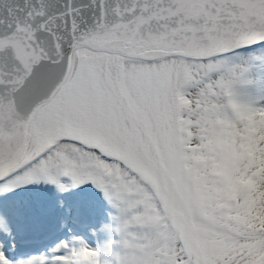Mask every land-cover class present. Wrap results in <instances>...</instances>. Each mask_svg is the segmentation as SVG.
<instances>
[{
  "label": "snow or ice",
  "instance_id": "snow-or-ice-1",
  "mask_svg": "<svg viewBox=\"0 0 264 264\" xmlns=\"http://www.w3.org/2000/svg\"><path fill=\"white\" fill-rule=\"evenodd\" d=\"M242 49L264 0H0V264H264Z\"/></svg>",
  "mask_w": 264,
  "mask_h": 264
},
{
  "label": "bare ground",
  "instance_id": "bare-ground-1",
  "mask_svg": "<svg viewBox=\"0 0 264 264\" xmlns=\"http://www.w3.org/2000/svg\"><path fill=\"white\" fill-rule=\"evenodd\" d=\"M246 50H248L249 55H252L251 58L253 57L252 59H254L253 61H255V63L252 64V70L249 69V73H248L249 82L244 86V88L252 89L254 92L253 94H257V95L264 94V63H261L255 59V57L258 56H264V49H258V50L243 49L242 51H246ZM248 66H251V64Z\"/></svg>",
  "mask_w": 264,
  "mask_h": 264
},
{
  "label": "rangeland",
  "instance_id": "rangeland-1",
  "mask_svg": "<svg viewBox=\"0 0 264 264\" xmlns=\"http://www.w3.org/2000/svg\"><path fill=\"white\" fill-rule=\"evenodd\" d=\"M242 50L236 56L227 57V63L230 66L231 65H236V64H245V65L248 66V65L251 64V66H248V67H249L250 70H252V64H254L255 61H253L254 60V59H252L253 57L251 58L252 55H249L248 50H246V51H242ZM245 52H247V53H245ZM250 62H252V63H250ZM244 90H248L252 94L254 93L253 90L249 89V88H244Z\"/></svg>",
  "mask_w": 264,
  "mask_h": 264
}]
</instances>
